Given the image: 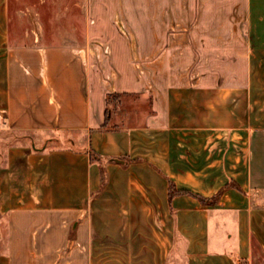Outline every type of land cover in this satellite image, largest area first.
I'll list each match as a JSON object with an SVG mask.
<instances>
[{
	"label": "crops",
	"instance_id": "1",
	"mask_svg": "<svg viewBox=\"0 0 264 264\" xmlns=\"http://www.w3.org/2000/svg\"><path fill=\"white\" fill-rule=\"evenodd\" d=\"M113 1L88 0L80 33L29 36L0 0V264H252L264 0ZM134 49L242 55L243 73L141 88L121 64L107 87L93 56Z\"/></svg>",
	"mask_w": 264,
	"mask_h": 264
},
{
	"label": "rangeland",
	"instance_id": "2",
	"mask_svg": "<svg viewBox=\"0 0 264 264\" xmlns=\"http://www.w3.org/2000/svg\"><path fill=\"white\" fill-rule=\"evenodd\" d=\"M9 1L11 27L15 28L16 25V29L18 31H28L29 36L33 35L31 32H37L39 30L45 31L46 33H51L53 30L57 29L66 31L70 26V18L76 19V32H82L83 16L85 14L84 5H86L88 0ZM95 1L96 0H92V4H94ZM114 1L116 3V0ZM142 1L143 0H140L141 3ZM196 1L198 2V4L203 3L202 0ZM193 2V4H195V0H193ZM92 19H95L94 13L92 14ZM112 26V29H124L123 25L119 21L118 23H112ZM180 41L182 44L187 43V41L189 42V40ZM94 59L95 58L93 56L92 63L97 67L95 69L98 73V76H100L104 82L107 81L109 83L107 87L110 86V88L112 89L113 83L117 82L118 79L116 78L117 80H115V77L111 75V70H115V68L120 67L121 64H123L122 67L124 68V76H126V71L130 72L131 75H128V77H134L135 79H137V82H139L141 88L149 85L162 87L164 86L165 82L195 84L199 79L203 77H208L210 79H213L211 77H214L220 78L221 80H227L228 78H230V80L238 79L240 78V76H242L243 73L242 67L244 56L200 53L171 54L170 52L163 49L156 54H138L134 49V52H131L130 54L124 56H110L108 54H105L103 56V60L105 63L104 71L99 68V65L95 62ZM114 105L116 104L114 103ZM121 110L122 107L120 106L118 112H120ZM145 113L146 106L145 104H143L141 111L138 114V118H134L129 122H142ZM252 264H264V257L257 247H254L253 249Z\"/></svg>",
	"mask_w": 264,
	"mask_h": 264
},
{
	"label": "trees",
	"instance_id": "3",
	"mask_svg": "<svg viewBox=\"0 0 264 264\" xmlns=\"http://www.w3.org/2000/svg\"><path fill=\"white\" fill-rule=\"evenodd\" d=\"M114 98H118V95H115ZM172 195V191L169 193V196Z\"/></svg>",
	"mask_w": 264,
	"mask_h": 264
},
{
	"label": "built area",
	"instance_id": "4",
	"mask_svg": "<svg viewBox=\"0 0 264 264\" xmlns=\"http://www.w3.org/2000/svg\"><path fill=\"white\" fill-rule=\"evenodd\" d=\"M2 120V116L0 115V121Z\"/></svg>",
	"mask_w": 264,
	"mask_h": 264
},
{
	"label": "water",
	"instance_id": "5",
	"mask_svg": "<svg viewBox=\"0 0 264 264\" xmlns=\"http://www.w3.org/2000/svg\"><path fill=\"white\" fill-rule=\"evenodd\" d=\"M114 161H117V160H114Z\"/></svg>",
	"mask_w": 264,
	"mask_h": 264
}]
</instances>
